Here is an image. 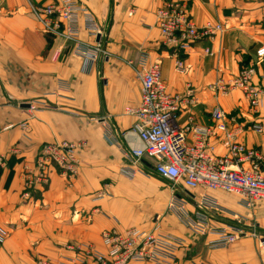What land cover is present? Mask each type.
<instances>
[{
  "label": "crops",
  "instance_id": "0c3cea01",
  "mask_svg": "<svg viewBox=\"0 0 264 264\" xmlns=\"http://www.w3.org/2000/svg\"><path fill=\"white\" fill-rule=\"evenodd\" d=\"M79 1L106 31L108 58L96 63L75 56L62 39L48 40L33 13V0H0V227L7 231L0 242V264H38L42 257L54 264H94L82 250L92 245L104 252L105 232L144 229L125 224L118 212L131 194L149 200L158 193L161 198L143 165L136 167L133 179L123 173L132 170L125 168L126 160L130 161L127 153L138 144L133 132L136 119L126 108L141 102L138 65L144 55L148 64L161 63L162 80L170 92L184 95L193 89L196 105L184 104L179 123L212 126L211 113L221 108L240 122L230 126L244 127L238 141L257 154L254 161L234 160L231 167L250 171L255 162L264 175V131L250 129L251 122H261L264 130V106L254 114L243 93L233 89L224 93L219 85L221 80L227 84L244 67L254 66V83L264 89V58L256 56L264 47V0H192L196 24L221 22L226 30L186 50L182 56L186 72L176 70V52L163 45L155 17L158 0ZM80 37L90 41L83 28ZM30 103L47 107L38 111L21 107ZM93 119L97 125L90 123ZM211 140L216 155L228 157L222 135ZM82 141L87 146L79 153L81 163L75 175L51 169L47 183L36 180L34 168L44 144ZM194 141L190 133L189 142ZM27 175L30 184H26ZM101 191L107 196L94 201ZM190 192L195 196L194 211L201 194L215 198L222 210L201 206L206 232L200 235L175 212V218L168 216L165 233L184 241L172 264H264L259 249L264 200L252 207L223 191ZM141 225L149 226L145 220ZM233 227L243 231L235 244L223 251L207 249L214 230Z\"/></svg>",
  "mask_w": 264,
  "mask_h": 264
},
{
  "label": "built area",
  "instance_id": "2783aa9c",
  "mask_svg": "<svg viewBox=\"0 0 264 264\" xmlns=\"http://www.w3.org/2000/svg\"><path fill=\"white\" fill-rule=\"evenodd\" d=\"M33 13L38 20L41 30L62 39L71 52L84 62L96 63L108 58L105 46L106 31L91 9L79 0H33ZM156 12V23L163 38V45L176 52L175 68L179 72H186L187 63L182 56L186 50L203 39H214L225 29L221 22L207 21L202 26L196 24L190 12L191 0H159ZM82 28L90 38L89 42L80 37ZM100 37L99 41L98 38ZM58 53V52H57ZM206 54L212 55L210 50ZM256 56L264 58V47L257 50ZM133 65L132 61H129ZM138 79L140 84L141 102L136 107L126 108V113L136 119L133 132L138 137V144L130 147L127 157L134 168L123 173L131 178L135 176L136 167L143 165L152 170L160 178L172 182V193L178 196L185 193L183 202L195 201L190 191H223L239 197L247 206H254L255 202L264 200V175L257 163L253 162L250 171L234 169L232 161L244 159L254 161L257 154L238 141L244 127L240 124L230 126L229 123H240L230 119L221 109L215 108L211 113L213 125L197 127L193 123L182 126L179 115L184 110V104L195 106L193 89H187L184 95L172 93L162 80V66L160 62L147 63V55L138 65ZM256 68L246 66L234 78L223 84L219 81L221 90L227 93L230 89L240 90L250 102L254 114L264 106V89L256 87L254 77ZM222 84V85H221ZM228 89V90H227ZM47 107V104L30 103L32 111ZM190 120L193 122L192 117ZM254 123L250 129L262 133L261 122ZM12 126L6 128L10 129ZM21 127L26 128L25 124ZM192 133L195 141L189 142ZM222 135L229 147L228 157H218L216 146L212 138ZM106 141L111 143L107 134ZM87 146L86 141L64 142L62 144H44L39 151L34 168L35 178L41 183L48 182L51 169L63 170L75 175L80 165V151ZM29 173L33 169L26 167ZM26 176V184L32 180ZM106 191H101L94 201L103 200ZM197 202L195 218L189 215L184 204L176 206L171 203L175 213L181 215L185 223L198 235L206 232L205 216L200 211L207 207L221 213L218 201L207 195H200ZM182 200V199H181ZM202 206V207H201ZM214 237L207 241L210 251H223L235 244L243 231L238 227L231 230H214ZM7 231L0 227V242H4ZM104 252L97 251L92 245L82 250L85 255L93 259L94 264H172L176 260V252L184 247V242L177 237L167 234L158 227L151 230L132 228L123 232L116 229L102 235ZM81 249V248H79ZM259 249L264 262V236L259 239ZM38 264H54L46 257H42ZM72 264H88L76 261Z\"/></svg>",
  "mask_w": 264,
  "mask_h": 264
},
{
  "label": "rangeland",
  "instance_id": "374dc122",
  "mask_svg": "<svg viewBox=\"0 0 264 264\" xmlns=\"http://www.w3.org/2000/svg\"><path fill=\"white\" fill-rule=\"evenodd\" d=\"M158 2H159V4H158V7H159L160 1L158 0ZM191 2H192V0H191ZM191 2H190V4H191ZM190 4H189V7H190ZM158 7H157V9H158ZM156 12H157V10H156ZM190 12H191V9H190ZM155 17H156V15H155ZM213 22H215V21H213ZM156 25H157V23H156ZM157 28H158V26H157ZM224 29H225V27H224ZM158 30H159V28H158ZM44 35H46L48 37V40H53V38H56L50 34L44 33ZM106 45L107 44L105 41L104 48L106 47ZM238 91L242 93V91H240V90H238ZM248 104L250 105V102H248ZM93 120H91L90 123H95V125H97L95 120L94 121ZM130 167H131L130 161L127 162V160H126L125 168L130 169ZM147 172L153 177L154 183L156 185H158L160 192H161L160 193L161 198L158 196V193L153 196V199H149V200H145L144 198L141 197V195L131 194L130 197H128L125 201H123L125 205L122 206L121 208H119V210H118L119 215L122 217V221L125 224H127V225L132 224L135 226L136 225L141 226L142 228H144V230H151L155 227H158L159 230L166 232L164 229L165 228L164 223H165L166 219L168 218V216L175 218L174 215L177 214L178 216H180L182 221L185 222V220L181 217L180 214L174 213L175 209L170 206L172 202L176 206L184 204V206L187 207V209H188L189 215H191L192 218H195L194 215H195L196 211H194L193 207L191 209L190 202H188V201L183 202V197H181V196H185L184 192H181L178 196H176L174 193H172V187H173L172 182L160 178L152 170H148ZM131 179H133V177ZM175 211H177V210H175ZM142 220L147 221L149 226L143 227L144 225H141ZM185 225H186V223H185ZM178 239H180L182 241V238H178Z\"/></svg>",
  "mask_w": 264,
  "mask_h": 264
},
{
  "label": "water",
  "instance_id": "95a60500",
  "mask_svg": "<svg viewBox=\"0 0 264 264\" xmlns=\"http://www.w3.org/2000/svg\"><path fill=\"white\" fill-rule=\"evenodd\" d=\"M99 39H100V37L98 38V41H99ZM21 107L22 108H25V109H28V108H30V105H28V104H22Z\"/></svg>",
  "mask_w": 264,
  "mask_h": 264
},
{
  "label": "trees",
  "instance_id": "16d2710c",
  "mask_svg": "<svg viewBox=\"0 0 264 264\" xmlns=\"http://www.w3.org/2000/svg\"><path fill=\"white\" fill-rule=\"evenodd\" d=\"M1 174H2V169L0 168V176H1Z\"/></svg>",
  "mask_w": 264,
  "mask_h": 264
}]
</instances>
